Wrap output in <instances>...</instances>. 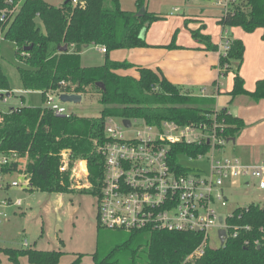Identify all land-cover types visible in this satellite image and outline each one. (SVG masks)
I'll return each mask as SVG.
<instances>
[{
  "label": "trees",
  "instance_id": "16d2710c",
  "mask_svg": "<svg viewBox=\"0 0 264 264\" xmlns=\"http://www.w3.org/2000/svg\"><path fill=\"white\" fill-rule=\"evenodd\" d=\"M17 2L18 0H13ZM84 6L71 0H22L16 13L4 27V40L15 45V55L21 63L17 71L24 90L80 94L94 93L102 106L98 117L71 114L59 116L41 106L23 105L0 113V143L3 149L28 153L27 172L32 189L46 192H72L68 172L60 173L59 152L70 148L72 155L86 160L90 189H79L93 196L99 193L103 157L98 146L104 141V118L142 117L150 124L172 120L178 124L212 123L214 98L184 91L164 76L148 67L115 60L108 53L116 49H133L147 45L140 36L159 16L146 9L143 0L135 1V10L122 9L119 0H84ZM234 12L218 17L222 26H238L245 32L259 29L264 39V0H240ZM7 0H0V13L7 9ZM1 23V21H0ZM195 35V33H192ZM209 50L218 44L209 35L201 36ZM175 47L169 43L167 46ZM30 46L29 50H24ZM66 46L64 51L58 47ZM89 46L104 47L101 65L82 66L81 51ZM244 53L241 39L233 38L220 63H226L234 73L228 91L230 101L246 96L249 101L264 100V76L255 82L254 89L245 88L238 73ZM238 61L237 67L232 62ZM135 70L137 76L128 72ZM127 71V72H126ZM103 84V88L97 83ZM0 88H9L6 76L0 71ZM23 101V98L20 97ZM217 118L223 123L220 133L235 138L245 127L242 118L221 108ZM231 142V141H230ZM208 145L177 143L171 147L170 162L178 173L189 168L179 162L185 154L195 156L208 150ZM264 202H251L232 210L227 222L240 229L236 237H227L216 247L208 246L202 255L188 256L201 241L200 232L154 228L133 230L111 229L125 234L112 239L114 243L102 256L97 250L91 264H264ZM100 225L97 223V239ZM247 238L249 244H243ZM258 240V243H254ZM7 258L18 263L25 256L31 264H61L63 251H43L36 248H0ZM78 254L70 264H81Z\"/></svg>",
  "mask_w": 264,
  "mask_h": 264
},
{
  "label": "built area",
  "instance_id": "2783aa9c",
  "mask_svg": "<svg viewBox=\"0 0 264 264\" xmlns=\"http://www.w3.org/2000/svg\"><path fill=\"white\" fill-rule=\"evenodd\" d=\"M22 0H7L9 7L0 13V42L4 40V27L16 13ZM73 5L84 6V0H71ZM240 0H216L221 15L234 12ZM176 10V9H175ZM219 17V16H218ZM224 27V26H222ZM227 33V30H224ZM230 46L228 34L218 44L220 57L225 56ZM105 52L104 47H99ZM221 64V63H220ZM225 69L227 64L224 63ZM219 67V65H218ZM40 93L41 91H35ZM202 93V92H201ZM14 93L0 88V113L23 106V101L9 104ZM60 92L46 91L41 107L59 116H70L60 102ZM15 96V95H14ZM219 109L212 115V123L178 124L162 120L150 124L142 117L104 118V141L98 146L103 157L100 191L96 197V222L108 229L133 230L142 228L200 232L199 245L188 256L202 255L209 245L210 231L214 230L218 244L219 229L227 237H236L239 227L227 222L232 211L220 214L218 208L227 205L225 181L238 177L254 178L253 186L264 190V160L257 165L243 163L236 158L222 155L230 140L220 133L223 123L217 118ZM129 120V125L123 123ZM177 143L208 145V150L195 156L185 154L188 160L206 161L207 169L199 167L178 173L170 162L171 147ZM60 173L68 172L72 187L90 189L86 160L72 155L70 148L59 152ZM28 153L3 149L0 143V222L7 217L6 207H21L22 200L12 201L10 188H19L26 194L32 189L30 173L26 170ZM250 186V181H245ZM4 194V195H3ZM258 243V240H254ZM243 244H249L245 238ZM27 245V242H24Z\"/></svg>",
  "mask_w": 264,
  "mask_h": 264
},
{
  "label": "rangeland",
  "instance_id": "374dc122",
  "mask_svg": "<svg viewBox=\"0 0 264 264\" xmlns=\"http://www.w3.org/2000/svg\"><path fill=\"white\" fill-rule=\"evenodd\" d=\"M50 1L54 4L60 2V0ZM135 1L120 0V3L124 8L134 10L136 8ZM143 1L148 11L160 13L162 16V18L152 21L146 28L145 42L160 43L164 41L172 44H187L194 41V37H198L199 31L210 34L211 38L217 43L222 41L224 35L228 34L230 41L232 37L237 36L244 44L243 58L238 66V73L244 78V85L247 88L249 86V78H251L258 65H264V39L261 38L260 30L255 29L251 32H245L238 26L222 27L217 22L218 16L221 14V8L216 5V0ZM171 12L172 15H170ZM190 12L200 14L202 20L198 18L195 20L184 19ZM225 29L227 33L224 31ZM192 33H195L196 36L192 35ZM164 47L172 49L173 45ZM164 47L145 45L132 50L116 49L110 51L108 56L111 59H127L128 62L147 66L163 65L169 62L170 64L185 62L192 70L202 67L201 61L195 59V55L192 54L193 50L187 49V47L178 48L174 54L178 53L179 58L173 59L165 54ZM15 51V45L12 42L7 40L0 42V71L6 76L9 88L14 93L9 98V104L18 103L21 97L24 105L42 106L44 103L40 93L24 90L22 87L16 68L21 63L17 60ZM80 56L82 66L101 65L105 58V54L93 46L84 48ZM233 62L231 64L232 67L236 68L237 64L235 62L237 61ZM213 66L215 70L214 78L219 79L221 82L225 81V85L223 83L221 86L226 91V87L231 85L234 73L229 69L230 66L225 69L224 63L220 64L219 62L218 68L217 60H215ZM211 83L212 79L206 82L202 81L201 86L208 87ZM201 91L203 92V90ZM227 95L219 94L216 107L214 106L215 109L220 110L224 106L232 108L230 102L225 101L228 97ZM60 102H62L61 104L65 107L67 113L78 116L98 117L102 108L98 102L97 94L90 92L83 94L78 102ZM262 150H264V147H262ZM222 155L231 159L241 160L239 149L237 150L233 142H229L223 148ZM179 162L189 168V170L198 167L206 170L208 166L206 161H190L184 156L179 157ZM242 162L249 165H257L260 161ZM246 180L250 181V186H246ZM253 182L254 178L251 176L225 181V194L228 201L225 207L218 208L220 214H226L236 207L245 206L251 202H264V190L253 186ZM78 190L72 192H46L34 189L26 194L25 191L19 188H10L8 195L12 201L21 199L22 206L5 208L7 217L0 222V248H36L43 251L60 250L63 251L60 259L61 264H70L78 254L82 255L81 264H91L92 254L96 250L97 255L99 257L102 256L114 243L111 238L117 239L125 236V234L100 226V236L97 239L96 197ZM24 242H27L26 246ZM208 242L211 247L219 245L214 230L210 231ZM0 264L31 263L24 256L19 258L18 263H13L4 253L0 252Z\"/></svg>",
  "mask_w": 264,
  "mask_h": 264
},
{
  "label": "crops",
  "instance_id": "0c3cea01",
  "mask_svg": "<svg viewBox=\"0 0 264 264\" xmlns=\"http://www.w3.org/2000/svg\"><path fill=\"white\" fill-rule=\"evenodd\" d=\"M119 3H120V0H119ZM120 6L122 9L129 10V9L124 8L121 5V3H120ZM134 10H131V11H134ZM155 14H157L159 18H162L160 13H155ZM170 15H172V12ZM200 17L201 15L198 13L190 12L187 15V17H185L184 19H187V20L194 19L195 20L198 18L199 20H202ZM146 30L147 29L142 30L143 38L145 36ZM205 35L210 36V34L204 31L203 32L199 31L198 37H194L193 39L194 41L189 42L187 44H180V43L174 44L175 47H173L172 49L164 47V46H167L169 42H164V41L160 43L159 42H149V43L146 42L147 45H150V46H163L165 54L173 59L179 58L178 53L174 54V52H177L176 50L178 48L187 47V49L193 50L192 54L195 55V59H198L201 61L202 67L200 69L192 70L191 68L188 67V64L185 62H175L174 64H170L169 62L163 65L155 64L154 66H147V65H141V64H135V65L151 68L152 70L156 71L160 76H164L171 83L181 87L184 91H187L195 95H201L204 97H213L214 102H215L214 106H215L219 94H228V91L231 89V86H232V81H231L230 87H226V91H224L221 85H223V83L225 85V81L221 82L219 81V79L214 78L215 70H214V66L212 67V65H214L215 60H217V63L219 65L220 54H219V50H209L206 48V45H208V43L200 39L201 36H205ZM233 38H237V36L232 37L231 39ZM210 40L213 43L219 44L215 40H213L211 36H210ZM97 49L99 48L97 47ZM99 51L101 50L99 49ZM170 60L173 62L172 59ZM237 63L238 61L235 62V64ZM233 65H234V62H233ZM128 72L133 73L134 75L137 76V72L135 70H129ZM263 76H264V65L263 66L258 65V67L254 71L251 78H249L248 88L246 86L245 88L248 90L254 89L255 82L258 79L262 78ZM211 79H212V83L210 86L208 87L201 86L202 81L206 82ZM201 90H203V92ZM227 96L228 97L225 101L230 102V104L232 105V108H229L227 106H224V107H227L228 111L232 115L242 118L245 123V127L243 128V130L237 135V137L234 138V141H231L233 142V145L237 148V150L239 149V153L241 154L240 159L244 162L264 160V150H262V147H264V100L253 102V101H249L246 96L241 95L233 99L232 101H230V96L229 95ZM60 263L62 262L60 261Z\"/></svg>",
  "mask_w": 264,
  "mask_h": 264
},
{
  "label": "water",
  "instance_id": "95a60500",
  "mask_svg": "<svg viewBox=\"0 0 264 264\" xmlns=\"http://www.w3.org/2000/svg\"><path fill=\"white\" fill-rule=\"evenodd\" d=\"M140 36L142 37V31L140 33ZM30 48L31 47L28 46V47H25L24 50H29ZM65 49H66V46L58 47L59 51H64ZM97 86H99L100 88H103V84L100 83V82L97 83ZM80 99H81V95L80 94H75V93H72V94L61 93L60 94V100L63 101V102H66V101L78 102V101H80ZM123 123L126 126H128L129 125V120L128 119H124ZM229 140L230 141H234V138H231ZM263 207H264V204H263ZM218 234H219L220 242L223 243L224 242V237H225V230L224 229H219L218 230Z\"/></svg>",
  "mask_w": 264,
  "mask_h": 264
}]
</instances>
